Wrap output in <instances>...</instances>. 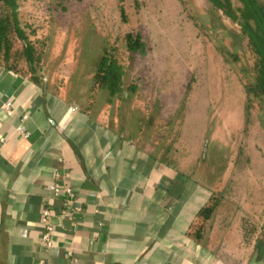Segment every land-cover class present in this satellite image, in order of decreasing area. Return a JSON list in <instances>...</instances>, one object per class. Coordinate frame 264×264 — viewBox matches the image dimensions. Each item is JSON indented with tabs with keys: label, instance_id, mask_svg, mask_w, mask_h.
<instances>
[{
	"label": "rangeland",
	"instance_id": "rangeland-1",
	"mask_svg": "<svg viewBox=\"0 0 264 264\" xmlns=\"http://www.w3.org/2000/svg\"><path fill=\"white\" fill-rule=\"evenodd\" d=\"M19 4L21 22L43 43L42 82L91 102L99 118L139 136L155 155L169 145L178 167L195 168L196 181L219 199L204 225L214 260L248 264L261 238L250 264H264V98L246 92L254 58L239 25L209 0ZM126 32L140 34L144 53L125 50ZM110 48L124 65L123 100L109 99L95 81Z\"/></svg>",
	"mask_w": 264,
	"mask_h": 264
},
{
	"label": "crops",
	"instance_id": "crops-1",
	"mask_svg": "<svg viewBox=\"0 0 264 264\" xmlns=\"http://www.w3.org/2000/svg\"><path fill=\"white\" fill-rule=\"evenodd\" d=\"M69 94L0 66V264H219L188 234L208 187Z\"/></svg>",
	"mask_w": 264,
	"mask_h": 264
},
{
	"label": "trees",
	"instance_id": "trees-1",
	"mask_svg": "<svg viewBox=\"0 0 264 264\" xmlns=\"http://www.w3.org/2000/svg\"><path fill=\"white\" fill-rule=\"evenodd\" d=\"M20 0H0V66H3L16 74L22 75L36 84L42 83L40 75L43 43L33 40L29 31V26L21 22L19 16ZM214 7L221 11L223 15L239 25L240 31L247 40V46L252 53L254 62L252 70L253 81L245 88L248 95L257 98H264V3L257 0H209ZM240 5L234 7L233 2ZM123 15V10H121ZM125 50L130 54L144 53L145 44L138 33L126 32L123 35ZM105 49L100 57L96 70L95 81L97 87L107 92L109 99L115 98L123 100L125 90L123 84L124 65L110 51ZM133 86L126 88L130 91ZM168 147L156 157L166 165H169L188 177H193L195 168H179L176 164V157L170 155ZM202 158L195 159L194 163ZM193 163V164H194ZM219 199L210 193L208 199L197 210L190 224L188 234L194 242L207 248L209 255L212 251L203 242L205 237L204 225L209 220ZM261 248V238L256 240L253 253L248 264L256 257Z\"/></svg>",
	"mask_w": 264,
	"mask_h": 264
},
{
	"label": "built area",
	"instance_id": "built-area-1",
	"mask_svg": "<svg viewBox=\"0 0 264 264\" xmlns=\"http://www.w3.org/2000/svg\"><path fill=\"white\" fill-rule=\"evenodd\" d=\"M4 109H8L10 107V102H5L3 104ZM52 195L54 197H58L63 195L65 197V207H69V204L73 198L72 189L69 186L63 185L62 183L56 181L52 187ZM63 213L67 215L69 210H64ZM50 215V211L48 208H45L41 213V223L43 226V231L41 233V238L44 241L46 247H50L52 240H51V232L53 230L52 226L48 223L47 218Z\"/></svg>",
	"mask_w": 264,
	"mask_h": 264
}]
</instances>
